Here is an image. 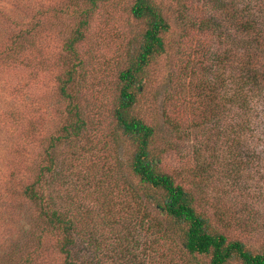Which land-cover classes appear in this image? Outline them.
<instances>
[{
    "label": "rangeland",
    "instance_id": "obj_1",
    "mask_svg": "<svg viewBox=\"0 0 264 264\" xmlns=\"http://www.w3.org/2000/svg\"><path fill=\"white\" fill-rule=\"evenodd\" d=\"M134 1L0 0V264L35 248L39 233L41 256L34 264H64L65 254L55 248L58 232L41 230L39 208L21 193L45 163L52 164L46 189L61 193L57 203L75 214L73 258L80 264H159L154 251H162L157 238L162 232L148 236L155 245L149 250L140 222L144 207L158 212L138 197L144 195L128 167L134 145L113 118L118 74L145 29L131 13ZM151 1L170 28L162 34L165 50L146 67L132 111L155 128L152 154L176 182L196 192V207L211 215L218 230L259 249L264 244V88L249 101L246 117L234 114L228 120L222 98L229 92L226 75L236 72L244 53L235 11L252 0ZM27 29L36 34L20 39L25 49L17 60H4L12 36ZM77 29L82 37L70 50L66 46ZM73 67L69 99L59 86ZM69 103L77 104L85 126L66 136ZM241 117L248 119L246 157H229L227 123L236 126ZM258 144L260 160L250 157ZM159 218L162 231L181 245L182 225ZM113 219L119 221L115 227L109 224ZM125 244L134 245L128 255Z\"/></svg>",
    "mask_w": 264,
    "mask_h": 264
},
{
    "label": "trees",
    "instance_id": "obj_2",
    "mask_svg": "<svg viewBox=\"0 0 264 264\" xmlns=\"http://www.w3.org/2000/svg\"><path fill=\"white\" fill-rule=\"evenodd\" d=\"M130 10L137 20L145 23V29L138 50L128 59L126 66L118 74V96L113 109V118L121 134L129 138L134 145L128 167L131 174L137 177L136 185L143 192L144 197L142 195H138V197L141 200L145 198L144 203L149 208V204H151V207L158 212L157 215H154L150 212L151 208L148 211L144 207L143 219H140L143 230L146 232L144 236L150 243L148 244L149 250L155 245L148 239V236L156 231H161L162 235L159 234L157 238L160 239L162 251H156V248L154 251L155 256L160 255L159 264H229L232 261L239 264H264V244L259 249H251L242 239L229 237L226 233L218 230L213 224L211 215L196 207V192L176 182L170 172L160 167V157L152 154L150 144L155 135V128L147 124L132 110L139 101V94L143 92L146 67L156 55L165 50L162 34L169 30L170 23L161 9L151 0H135ZM235 12L238 16L234 18L237 26L241 28L236 31L237 36L242 34L241 37L236 36V38H238V44L244 53L237 61L236 72L231 71L226 75L228 80L226 87L229 92L222 98L227 104L225 117L228 120L234 114L248 116L249 101L257 96L258 92L256 93V91L260 92L264 88L262 86L264 84V48L261 45L264 42V0H252L251 4L247 3L239 9V12ZM251 32L252 36L249 35ZM29 33L32 34L27 35ZM34 34L36 33L33 29H27L24 33L17 32L13 35L10 45H6L9 47H6L1 54L3 59L17 60L21 51L25 49L23 41L20 42V39L32 38ZM75 34L66 46L70 50L74 49V43L82 37L80 29H77ZM31 41L30 44L33 45V39ZM74 70L75 67L69 69L67 77L59 86L60 94L69 99L72 95L68 92L67 85L74 78ZM68 106L70 120L64 126L65 135L67 136L70 132L79 134L85 126V119L78 108L76 109L77 104L69 103ZM232 106L240 108L242 112L233 111ZM231 122L227 123L226 127L227 139L230 138L231 144L234 143V145L228 146L229 157H246L243 144L248 134L246 133L248 119L241 117V121L236 126H232ZM229 126L237 128L229 129ZM53 138L59 139L60 136ZM240 143L242 146L238 148ZM260 144H264V142ZM260 144L251 151L250 157H256L259 160L263 157L260 155L263 152V146ZM51 146H55L54 140H52ZM50 147L48 156L53 162ZM51 171L52 164L41 165L35 178L23 185L21 193L27 201L35 203L39 208V215L45 222L41 230L51 233L58 232L55 248L59 253L65 254L64 264H80L81 259L76 260L71 254V247L75 243L76 234H78L75 214L70 208L59 206L62 198L61 193L59 194L57 190L53 189L47 190L45 187L46 184L50 185L51 179L46 177V173ZM57 199H60V203H57ZM74 209L78 214L82 211L79 207ZM131 212L133 214V211ZM159 215L166 218L168 222L182 225L181 245L180 243L178 245L171 237L169 238L166 231H162L163 221H160ZM118 223L119 221L115 219L109 222L113 227ZM41 236L39 233L35 248L29 247L31 250L25 254L13 257L11 264H34L41 256ZM31 241L33 243L32 239ZM36 243L38 244L36 245ZM87 243L91 244L89 240ZM181 248L184 252L181 251ZM123 250L128 255V252L134 250V245L132 244L130 247L129 244L127 246L125 244ZM202 258H206L207 261H202ZM148 262L149 260L147 264ZM144 264L146 263L144 262Z\"/></svg>",
    "mask_w": 264,
    "mask_h": 264
}]
</instances>
